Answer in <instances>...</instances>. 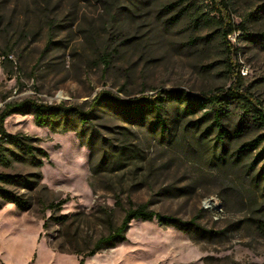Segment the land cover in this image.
Masks as SVG:
<instances>
[{
    "label": "rangeland",
    "instance_id": "1",
    "mask_svg": "<svg viewBox=\"0 0 264 264\" xmlns=\"http://www.w3.org/2000/svg\"><path fill=\"white\" fill-rule=\"evenodd\" d=\"M226 1L236 25L247 29L229 37L240 51L244 89L264 109V0ZM213 17L208 2L196 0H0V57L13 56L0 62V112L28 100L88 109L104 90L133 100L228 88L220 27L206 21ZM164 98L160 119L98 110L83 138L39 126L33 110L6 120L9 134L28 137L47 156L0 155V174L15 178L5 186L29 202L26 210L0 202V264H80L111 222L119 227L127 210L143 204L196 219L207 232L134 221L126 240L84 264H264L257 225L264 221V171L252 166L255 152L237 164L232 156L255 130L223 147L206 108L184 113V98ZM235 121L226 122L229 132ZM119 147L128 148L122 160ZM223 149L230 159L224 166L217 161ZM61 203L58 212L49 209Z\"/></svg>",
    "mask_w": 264,
    "mask_h": 264
},
{
    "label": "trees",
    "instance_id": "2",
    "mask_svg": "<svg viewBox=\"0 0 264 264\" xmlns=\"http://www.w3.org/2000/svg\"><path fill=\"white\" fill-rule=\"evenodd\" d=\"M196 1L208 2L212 11L216 13V17L206 19V21L217 20L220 27L221 37L228 60L226 72L232 81L230 87L218 88L213 92L202 94L198 97L193 96L185 90H165L162 95L155 97L143 95L133 100H124L117 94L104 90L96 95L89 104L88 109H85L83 105L65 108L63 105L53 106L39 104L31 100L21 103H8L0 112V155L5 159L6 153H12L17 158L15 151L20 150L31 158H35L37 154L47 156V154L41 149L33 147L30 143L31 139L28 137L11 135L6 131V120L15 114H24L25 112L33 110L36 123L39 126H50L53 132L56 133L75 131L81 138H83L86 127L91 126L93 118L96 117V111L110 106L112 110L122 112L126 120H131L133 116L142 120H147L154 115L160 119L164 109V102L166 101L164 96H166L167 98H184L186 100L184 113H187L188 110L194 113L197 107L206 108L208 113L214 118L213 126L217 130V135L215 137L216 144L222 145L223 147H226V139H229V141L232 142V139H238L246 129L249 131L254 129L255 134L252 139L236 149L235 153H232V156L236 157L234 164H237L245 162L248 155L255 152L252 159V166L257 167L261 164L260 171H264V109L260 107V104L253 98L251 93L244 89L243 78L240 75V51L229 40V37L233 35L237 36V34H241L237 36V39L246 36L247 29L243 24L236 25L232 18L231 9L226 0ZM112 53L113 50L107 49L102 56V61L106 68H109L111 65L110 59L112 58ZM237 118H240V123L237 124L238 126L234 131L229 132L226 128V122H236L235 120ZM74 120H76V125ZM119 148L120 153L118 154H120L119 159H121L126 156L128 148ZM111 154L114 156L116 151L114 150ZM217 161H219L218 164H223V166L230 161L225 149H223L221 154L217 156ZM34 162L38 167H42L43 163L41 161ZM14 179L15 178L10 176L0 174V202L14 204L20 210H26L29 207L28 200L25 199L24 196L17 194L5 186ZM120 202L121 200L118 198L116 204L119 205ZM62 204L63 203L58 205L52 204L49 206V209L58 212V210L61 209ZM67 218L64 216L57 220L64 223ZM140 220H157L164 227H174L190 235L207 232L197 224L196 219L187 222L173 216L162 215L150 210L147 204L133 206L126 211L125 217L119 227L113 226L110 221L111 227L109 233L106 236L99 238L94 243L92 250L88 254L83 255L80 264H84L86 258L95 256L103 250L115 247L117 244L122 243L126 240V233L130 224L134 221ZM257 225L258 229L264 235V221L260 220Z\"/></svg>",
    "mask_w": 264,
    "mask_h": 264
},
{
    "label": "built area",
    "instance_id": "3",
    "mask_svg": "<svg viewBox=\"0 0 264 264\" xmlns=\"http://www.w3.org/2000/svg\"><path fill=\"white\" fill-rule=\"evenodd\" d=\"M12 60L13 59V56H11V55H8V56H6V57H0V62H2V60ZM242 74L244 75V76H246L247 75V73H245V72H242Z\"/></svg>",
    "mask_w": 264,
    "mask_h": 264
}]
</instances>
